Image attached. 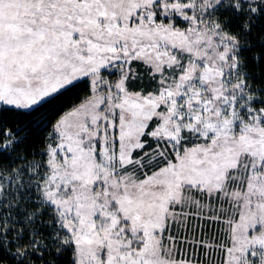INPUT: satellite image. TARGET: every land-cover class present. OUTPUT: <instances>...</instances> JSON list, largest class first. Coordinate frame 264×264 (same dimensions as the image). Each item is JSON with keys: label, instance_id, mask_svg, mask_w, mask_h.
<instances>
[{"label": "snow or ice", "instance_id": "obj_1", "mask_svg": "<svg viewBox=\"0 0 264 264\" xmlns=\"http://www.w3.org/2000/svg\"><path fill=\"white\" fill-rule=\"evenodd\" d=\"M0 264H264V0H0Z\"/></svg>", "mask_w": 264, "mask_h": 264}, {"label": "trees", "instance_id": "obj_2", "mask_svg": "<svg viewBox=\"0 0 264 264\" xmlns=\"http://www.w3.org/2000/svg\"><path fill=\"white\" fill-rule=\"evenodd\" d=\"M48 107H50V106H46L45 108L40 109L39 112L35 113L34 114L35 118L40 119V118H43L44 116H46L48 114Z\"/></svg>", "mask_w": 264, "mask_h": 264}]
</instances>
